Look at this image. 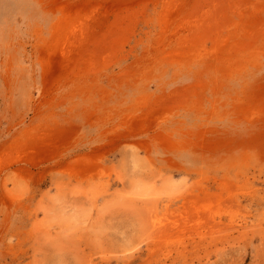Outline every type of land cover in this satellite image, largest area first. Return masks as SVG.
Listing matches in <instances>:
<instances>
[{
    "label": "rangeland",
    "instance_id": "obj_1",
    "mask_svg": "<svg viewBox=\"0 0 264 264\" xmlns=\"http://www.w3.org/2000/svg\"><path fill=\"white\" fill-rule=\"evenodd\" d=\"M0 264H264V0H0Z\"/></svg>",
    "mask_w": 264,
    "mask_h": 264
},
{
    "label": "bare ground",
    "instance_id": "obj_2",
    "mask_svg": "<svg viewBox=\"0 0 264 264\" xmlns=\"http://www.w3.org/2000/svg\"><path fill=\"white\" fill-rule=\"evenodd\" d=\"M53 53V52H52ZM52 67V66H51ZM49 69V68H48Z\"/></svg>",
    "mask_w": 264,
    "mask_h": 264
}]
</instances>
